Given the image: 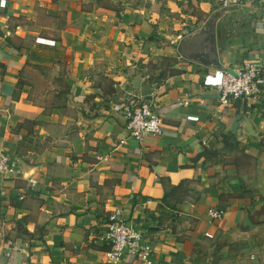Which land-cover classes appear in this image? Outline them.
Listing matches in <instances>:
<instances>
[{
	"label": "crops",
	"instance_id": "0c3cea01",
	"mask_svg": "<svg viewBox=\"0 0 264 264\" xmlns=\"http://www.w3.org/2000/svg\"><path fill=\"white\" fill-rule=\"evenodd\" d=\"M215 9L213 0H0V145L18 173L0 175V264H101L97 236L112 207L150 244L148 261L124 253L115 264H216L221 241L264 236V98L220 104L205 75L216 68L186 55ZM214 33L224 70L264 57L262 8L222 12ZM136 71L133 90L146 97L157 86L161 130L140 142L110 106ZM245 211L262 224L251 236L233 231Z\"/></svg>",
	"mask_w": 264,
	"mask_h": 264
},
{
	"label": "built area",
	"instance_id": "2783aa9c",
	"mask_svg": "<svg viewBox=\"0 0 264 264\" xmlns=\"http://www.w3.org/2000/svg\"><path fill=\"white\" fill-rule=\"evenodd\" d=\"M213 2L217 9L229 5L237 7L248 5L264 9V0H213ZM34 42L42 43L43 40L34 38ZM133 68L138 69L136 65ZM263 74L264 57L257 55L241 58L239 64L231 70L213 69L205 73L207 77L214 79L215 89L222 105H226L229 100L248 102L264 98ZM142 77L148 75L142 71ZM149 84L151 88L146 97L132 90L128 95L116 98L110 105L112 110L120 112L124 117L127 137L137 142L146 135H155L161 131L158 127L159 116L155 111L157 86L154 81H150ZM178 103L184 105L186 101ZM5 174L15 177L18 173L14 162L10 161L8 154L0 145V175ZM30 181L34 183V180L30 179ZM21 196L20 194L19 198ZM207 214L210 218H218L223 214V210L208 209ZM97 240L106 245L101 264H115L124 253L145 262L149 259V242L140 231L128 223L119 208L112 207L108 211L105 229L97 236Z\"/></svg>",
	"mask_w": 264,
	"mask_h": 264
},
{
	"label": "water",
	"instance_id": "95a60500",
	"mask_svg": "<svg viewBox=\"0 0 264 264\" xmlns=\"http://www.w3.org/2000/svg\"><path fill=\"white\" fill-rule=\"evenodd\" d=\"M236 5H229L226 8H218L212 12L202 25L192 31L185 42L188 44L190 43V51L186 53L187 57L198 62L203 66H212L218 70H224L223 67L220 66L217 60V51L215 46V33H214V22L218 18V16L222 12H226V10H234L236 9ZM137 74L129 79L127 82L128 86H130V92L133 89H136L138 85V79L140 78V71H136ZM240 129L242 132L249 131V125L244 120L243 122L239 123ZM262 224H255L251 221L248 212H244V216L242 220L235 226L233 231L240 235H247L251 236L256 229H260ZM183 264H206V263H195V262H188L186 261Z\"/></svg>",
	"mask_w": 264,
	"mask_h": 264
},
{
	"label": "rangeland",
	"instance_id": "374dc122",
	"mask_svg": "<svg viewBox=\"0 0 264 264\" xmlns=\"http://www.w3.org/2000/svg\"><path fill=\"white\" fill-rule=\"evenodd\" d=\"M233 242L221 241V244L215 248V244L211 243L212 249H216V264H264V236L254 238L241 239ZM255 240L254 243H251ZM224 246V247H223Z\"/></svg>",
	"mask_w": 264,
	"mask_h": 264
}]
</instances>
